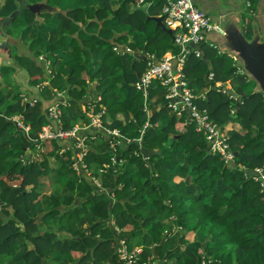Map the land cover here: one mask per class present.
Wrapping results in <instances>:
<instances>
[{"label": "trees", "instance_id": "trees-1", "mask_svg": "<svg viewBox=\"0 0 264 264\" xmlns=\"http://www.w3.org/2000/svg\"><path fill=\"white\" fill-rule=\"evenodd\" d=\"M99 1L91 15L95 18L89 22L91 28L97 21H102L104 28L113 21L142 32L146 38L141 47L157 58L175 49L172 31L168 34L148 18L159 17V13L149 16L148 10L127 8L147 3L150 8L156 3L158 8L160 0ZM3 2L0 16H8L19 7L17 0ZM84 14L82 9H70L60 15V33L53 44L42 42L37 34L33 40L40 48L37 53L59 48L68 53V61L60 62L50 80L52 87L61 88L62 76L68 73L65 103L56 102L63 130L89 122L86 110L94 101L85 96L88 84L95 82L97 103L107 109L111 119L107 123L102 115L103 126L122 136L102 140L105 134L99 131L95 134L99 144L90 146L82 162L86 167L94 165L93 176L99 169L106 172L105 184L114 182V189L105 193L83 175L86 171L76 174L67 160L55 154L60 142L45 139L35 152L32 141L49 121V106L44 107L42 100L26 108L21 100L4 104L7 98L1 97L0 264H127L116 252L122 241L136 264H165L177 249L180 254L171 264H264V187L251 176L256 168L264 172L263 92L250 87L231 54L213 41L199 45L201 56L190 51L186 57L183 72L188 87L208 85L203 96L192 99L195 108L207 113L222 130L232 119L240 125L241 131L225 132L234 154L233 164L227 166L220 154L208 149L186 110L169 113L163 98L155 107L149 105L163 91L159 81L152 82L146 98L136 89L147 69L143 56L127 68L108 38L80 40L72 36L69 19L78 23ZM25 17L31 21L33 14L25 9ZM148 22L156 25L157 34L147 31ZM246 36H251L249 30ZM94 54L97 61L92 70L88 62ZM20 63L32 84H43L46 74L42 66L27 57L20 58ZM223 88L229 94H223ZM81 103H85L84 109ZM231 107L234 115L229 112ZM14 114L22 117L32 134H22L18 142L8 143L16 122L7 116ZM145 123L149 126L144 127ZM87 133L91 136L93 130ZM116 140L126 141V146L121 150L116 146L114 151L110 144ZM119 150L116 172H111V157ZM47 155L55 156L52 166ZM238 164L244 165L247 173ZM176 176L180 177L178 182L173 181ZM132 185L135 189L129 194ZM192 194L195 199L190 200ZM41 209L44 212L38 213ZM173 227L180 229L170 247ZM193 233L192 241L184 244ZM137 248L141 252L134 256Z\"/></svg>", "mask_w": 264, "mask_h": 264}, {"label": "crops", "instance_id": "crops-1", "mask_svg": "<svg viewBox=\"0 0 264 264\" xmlns=\"http://www.w3.org/2000/svg\"><path fill=\"white\" fill-rule=\"evenodd\" d=\"M22 1L24 3V6H22L20 13L11 21L7 22V24H5L3 27H1L0 25V98H7L4 104L21 100L24 103H29V106L32 107L38 99L43 101L44 107L50 106L52 103L56 102L61 103V101L59 100H62V103H65L67 96L66 87H64V85L67 84L68 73H64L62 76L63 81L60 85L61 88L52 87L50 80L51 77H53V74H55V70L57 69V66L60 64V62L64 63L65 61H68V53L66 51V48H59L55 52H49L47 51L49 49H44L43 51L37 53L40 48L38 49L36 47L33 38L37 34V36H40V38L42 39V42L53 44L57 35L60 33L58 31V27L60 24V15H65L70 9H82L85 13L82 20L78 23L73 22L71 21V19H69L71 28L73 30L72 36H77L80 40L86 39L89 36H93L98 40L108 38L110 41H112L113 45L119 46L122 50V56L124 59L123 64L125 67L129 68L136 57L144 56L145 52H148L144 50V47H141L143 38L139 42H134V44L131 42L122 43V39L124 38V36H126V34L122 32L123 26L115 25L113 21L110 27L107 28L103 27L102 21H97L96 26L93 28L89 26V22L91 20H95V18L91 19V15L93 14V11L100 6L99 0H70V2L68 3L70 5H64L65 0ZM194 2L200 9L210 15L216 23H219L218 21L221 15H227L229 19L227 20L229 21L228 23L233 24L235 22L236 26L240 29L241 34L246 39V41L251 42L257 38L256 40L258 41V43H263L264 0H194ZM26 3L37 4V11L35 14L27 9ZM1 5L2 4L0 0V6ZM134 6L135 5L133 4H129L127 8L129 11H134L136 10V6ZM25 9H27L29 13L33 14V18L31 21L26 20ZM147 10H151L150 3H147L146 11ZM81 15H83V13ZM2 18H6V16H0V19ZM248 30L249 33H251V36L249 38L246 36ZM137 32L142 34L139 31ZM208 38L210 40L216 39V41L220 39L219 34L216 33L210 34ZM221 50L223 52L231 54V56L233 57L232 52H230L229 50ZM166 52L167 51H165L164 54ZM126 56H128L127 62H125ZM23 57H27L28 60L33 61L37 65L43 67V69L45 70L46 79L43 81L42 85H39V83H31V78L28 76L25 67H23L20 63V58ZM95 58L96 54H94L91 60L88 62L90 68L91 66H94V62L96 60ZM239 64L237 63L239 72L244 74L245 77L249 80L248 83L254 91L258 90L256 82L245 73L243 67L241 66V64ZM230 85L233 87L232 83H230ZM87 87L88 95L85 96V99L87 101H94L95 106L102 105L100 102L97 103L99 93L95 88V82L91 81ZM192 87L193 89H195L194 85ZM200 88H202V92L199 93H205L207 91L206 85ZM51 94H54L55 96L52 99H50L49 96ZM155 100L156 98H153L152 102H154ZM81 106L82 109H84L85 103H81ZM153 107H155V104L153 105ZM168 111L169 113L173 114V111L171 109L168 108ZM7 117L16 120L20 117V115L14 114ZM224 129L226 130V133L231 130L241 131L240 125L233 119L224 125ZM30 133L32 134V131H30ZM22 134L24 135V132L15 126V128L10 132V137L7 140L8 143L18 142ZM83 175L85 176V173ZM176 177L173 178V181H175ZM99 178L103 179V176H100ZM178 178L180 180V177ZM106 188L108 189L105 191V193H108L112 189H114V184L106 183ZM130 188H132V190L135 189L133 185ZM38 208L39 206L37 207V209ZM42 212H44L43 209H41L38 213ZM45 220H49V218L47 217ZM176 234L177 233L175 232H170L169 236H171L175 240ZM173 246L174 243L170 247Z\"/></svg>", "mask_w": 264, "mask_h": 264}, {"label": "built area", "instance_id": "built-area-1", "mask_svg": "<svg viewBox=\"0 0 264 264\" xmlns=\"http://www.w3.org/2000/svg\"><path fill=\"white\" fill-rule=\"evenodd\" d=\"M160 1L159 16L162 17V22L165 27L171 29L172 31V41L175 49L167 51L162 56V58H157L152 52H145L143 58L147 63V69L139 77L135 87L137 90L141 91V94L146 98L148 96V89L151 87L152 82L155 80L159 81L160 86L163 89L161 96L166 102V107L171 109L173 113H180L186 110L188 112L187 116L196 124L195 131L199 134H202L204 140L208 144V149L213 153L220 154L223 162L228 166L232 164L234 160V154L226 142V133L210 119L207 113L199 112L192 104V99L194 97L198 95L203 96L204 93L194 95L192 93L193 87H188V83L184 79L183 72L184 63L190 51L195 52L196 56H201L199 45L202 42H207V33L211 31H217L218 26L210 15L195 5L194 0ZM211 42L210 45L215 47L213 44H211ZM112 50H117L118 54H122V50L117 45H113ZM208 78L212 79V74H210ZM221 92L223 94H229L224 88L221 90ZM230 97L232 98V96ZM229 112L231 115H234V109L232 107L229 109ZM60 115L61 111L56 103L47 108V116L49 119L46 124L47 127L44 128L43 126L38 138L33 140L36 150L40 148L43 140L45 139H51L57 142L69 141L68 139L78 140L73 136L79 132L89 136V134L85 133L84 131L87 129L97 128L99 125L98 117L102 116L101 112L97 111L95 114L91 115V119L95 118V122L91 121L90 119L88 122L89 125H75L71 129L63 130L62 122L59 117ZM15 122L16 127L22 130L25 135H28L29 126L23 122L22 117L20 116L15 120ZM147 126H149L148 123H145L144 127ZM102 128L105 129L109 136L111 135L119 138L122 136L120 133L119 135L114 134L111 130L103 127V125ZM100 131L104 134L102 130ZM95 134L96 133L94 132L92 133V135ZM111 136L109 138H111ZM140 140L141 139H138L139 143ZM125 142L124 140H116L111 142V146L115 145V149L113 150L116 151V146H119L121 143ZM123 146L126 145H120L121 148ZM82 150H84V152H82L84 155L86 150L84 148H82ZM118 157L119 156H116V153L111 157V172H116L115 165L117 163ZM231 157H233V160H230ZM146 158H148V156L144 157V159ZM85 167L86 165L82 161L80 164H78L79 170L82 169L85 171ZM99 171L103 172L101 169H99ZM263 176L264 172L261 169L256 168L254 170V181L261 183V181L264 179ZM261 185L264 187L262 183ZM116 252L120 258L126 259L127 264H136L135 261H133L134 259L131 258L130 253L127 251V247L123 241L121 242V245L117 247ZM139 252H141L140 248L135 249L133 252L134 256Z\"/></svg>", "mask_w": 264, "mask_h": 264}, {"label": "rangeland", "instance_id": "rangeland-1", "mask_svg": "<svg viewBox=\"0 0 264 264\" xmlns=\"http://www.w3.org/2000/svg\"><path fill=\"white\" fill-rule=\"evenodd\" d=\"M2 1L3 0H1V2ZM69 2H70V0H65L64 1V5H70V4H68ZM156 5H158V4L153 3V5L151 7V10L148 11L149 16H153V15H156V14L160 13L159 6H158V8H156ZM44 12H45V10H44ZM146 27H147V31L152 32L154 34H157L158 33L157 28H156V25L153 22H148V24H147ZM122 32H124L126 34V36H124V38L121 41L122 43L123 42H131V43L134 44V42H139L142 38H143V41H144L145 38H146V35L144 33L141 32L142 34H140L137 31L136 32L135 31H132L127 26H123ZM115 52H117V50H115ZM122 55L123 54H121V56ZM127 59H128V56L125 57V62H127ZM91 68H92V70H94V67L93 66H91ZM201 90H202V88L192 89V93L194 95H197L199 92H202ZM159 98H162L161 94H160L159 97L156 98V100L153 102V104H151V102H150L149 105H152L151 107L153 108V105L155 103H157V101H158ZM97 111L98 112H101V114L105 116V122H107V123L108 122H111V119L108 117L107 109L105 107H103L102 105H96L95 106L94 104L91 105L88 108V110H86V114H87L86 116H88L89 121L91 119V115L95 114ZM148 113L149 114L151 113L150 110H148ZM98 118H99V125H98V127L95 128V129H87L84 132L87 133V132L93 130L94 133H98L100 130H102L104 132V134H105V136H104L105 138H103L102 140H108L110 136L105 131V129L102 128V125L104 124L103 123V120H102V116H99ZM94 119L95 118H92L91 121H94ZM78 123H75V124H78ZM87 125H89V123H87ZM78 126H79V124H78ZM46 127L47 126L44 125V128H46ZM87 127H90V126H87ZM103 127H105V126H103ZM223 130L226 131L224 129V127H223ZM113 133L119 135V132L117 130H114ZM73 137L74 138H77L78 140L68 139L69 141L66 142V143H63V141L62 142L60 141L61 144L60 145L58 144V146L56 145L55 154L57 156H61L64 160H67V164L68 165H72L73 171L76 174H81V171L78 169V164H80V162L82 161V158H81L82 155H83L82 152H84V150H82V148H84L87 151L90 148V146H93V144H99L100 141H99V138L96 135L86 136L85 134H83L81 132H79L77 134H74ZM121 144H125V143H121ZM120 145L118 146L119 149L121 148ZM110 147L112 149H115V145L111 146V144H110ZM100 150L102 151V150H104V148H102ZM120 150L116 153V156H120L121 155L122 152ZM28 151L29 150L26 149V152H28ZM68 151L71 152L70 155H67ZM125 154L128 155L129 152L126 153V151H125ZM46 158L48 160L49 165L52 166L53 165V161L55 159V156H52V155L51 156H48L47 155ZM232 158L233 157H231L230 160H233ZM146 160H149V158H146ZM233 162H234V160H233ZM233 162H232V164H233ZM238 166H239L240 170L244 172V174L247 173L246 170H245L244 165L238 164ZM93 167H94V165L89 166V167H85L86 168L85 169V171H86L85 176L87 177V179L89 181H91V183L94 185V187H96L98 190H101V191L105 192L108 188H106V184H105L104 179H101L99 177L100 176H103V178H104V174H107V173L106 172L103 173V172H100L98 170V175L93 176L92 175V172H94ZM233 170H235V169H233ZM253 174H254V171H253V173H251L252 179H253ZM263 178H264V176H263ZM178 180H179V178L176 177L175 178V181L178 182ZM253 181H254V179H253ZM108 183L109 184L110 183L111 184L112 183L114 184V182H111V181H108ZM261 183L264 185V179L261 181ZM187 190L190 191L189 187H187ZM133 191L134 190H132V188H130L129 193L131 194ZM190 198H191L190 200L195 199V195L192 194V196ZM179 229H180V227H177V228L176 227H173V229L170 232L178 233V230ZM193 236H194V233H193V235H190V234L187 235V239L185 240L184 244H187L190 241H192ZM174 241H175L174 238L170 239L169 246H172V244L174 243ZM179 254H180V250L179 249L175 250V252L174 253H171L170 257L167 258L168 260L165 262V264H171L174 261L173 258L176 255H179Z\"/></svg>", "mask_w": 264, "mask_h": 264}, {"label": "water", "instance_id": "water-1", "mask_svg": "<svg viewBox=\"0 0 264 264\" xmlns=\"http://www.w3.org/2000/svg\"><path fill=\"white\" fill-rule=\"evenodd\" d=\"M19 1V7L17 10L11 12L6 18L0 19V25L3 27L7 22L15 18L21 11L24 3L22 0ZM37 4H28L26 3L27 9H29L34 14L36 13ZM147 4L142 6H136L135 9H139L143 12H146ZM205 12V11H204ZM149 19L155 21L156 25L165 30L168 34H171V29L166 28L162 22V17H148ZM229 20L227 15H221L219 23H216L218 26L217 31H213L207 34V38L210 34L216 33L219 34L220 39H209L213 41L221 49H226L232 52L233 59L243 67L245 73L251 77L257 84V89L264 93V41L262 44L258 43L256 39L251 42L246 41L242 36L240 29L236 26L235 22L228 23ZM239 64V65H240ZM29 106V103H26V108ZM168 254V253H167Z\"/></svg>", "mask_w": 264, "mask_h": 264}, {"label": "clouds", "instance_id": "clouds-1", "mask_svg": "<svg viewBox=\"0 0 264 264\" xmlns=\"http://www.w3.org/2000/svg\"><path fill=\"white\" fill-rule=\"evenodd\" d=\"M30 133V128H29V132H28V134ZM31 134V133H30ZM24 135H25V133H24ZM33 136H35V135H33ZM33 142V141H32ZM34 144V143H33ZM35 146V145H34ZM29 153H31L30 151H28ZM35 152H37V150H36V147H35Z\"/></svg>", "mask_w": 264, "mask_h": 264}, {"label": "flooded vegetation", "instance_id": "flooded-vegetation-1", "mask_svg": "<svg viewBox=\"0 0 264 264\" xmlns=\"http://www.w3.org/2000/svg\"><path fill=\"white\" fill-rule=\"evenodd\" d=\"M3 1H4V0H3ZM3 1L1 2L2 5H3V3H4ZM2 5H1V6H2ZM1 6H0V7H1Z\"/></svg>", "mask_w": 264, "mask_h": 264}]
</instances>
